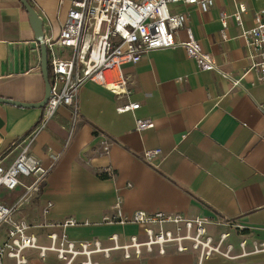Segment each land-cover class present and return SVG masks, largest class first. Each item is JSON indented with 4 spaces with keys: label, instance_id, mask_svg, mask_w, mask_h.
<instances>
[{
    "label": "crops",
    "instance_id": "1",
    "mask_svg": "<svg viewBox=\"0 0 264 264\" xmlns=\"http://www.w3.org/2000/svg\"><path fill=\"white\" fill-rule=\"evenodd\" d=\"M29 2L44 21L46 40L58 39L73 0ZM241 5L247 12L238 25L235 16ZM173 9L185 13L187 28L177 33L174 48L154 51L123 69L129 94H113L89 83L80 92L77 124L73 125L70 110L62 107L37 135L33 157L46 168L54 167L40 195L25 204L30 214L22 217L30 223L75 219L79 225L68 230L72 240H100L106 247L114 235L123 243L134 235L144 240L139 226L104 222L116 215L120 204L127 218L145 211L215 223L239 221L264 239V84L250 70L244 37L255 26L264 0H216L206 13L197 6ZM225 18L227 39L222 36ZM188 30L217 61L218 71H200L188 57L181 46L189 39ZM41 61V45L26 8L20 0H0V97L42 101L46 84ZM221 73L241 79V84L235 86ZM129 103L141 106L120 113L119 108ZM43 112L0 104V157L6 165L15 161L16 145L35 128ZM137 119H151L155 127L138 132ZM155 149L164 155L155 162L158 168L143 161V155ZM24 181L29 184L32 179ZM14 192L19 195L16 203L24 189ZM1 199L9 200L3 193ZM48 202L53 208L45 218ZM41 241L46 243L45 237ZM258 254L252 264L264 259V250ZM28 258L29 264H62L53 255L43 261L36 251H30ZM100 261L197 264L192 255L179 253L174 246L165 255L145 252L142 259L126 260L116 251L112 259ZM202 264L245 263L215 257Z\"/></svg>",
    "mask_w": 264,
    "mask_h": 264
},
{
    "label": "built area",
    "instance_id": "2",
    "mask_svg": "<svg viewBox=\"0 0 264 264\" xmlns=\"http://www.w3.org/2000/svg\"><path fill=\"white\" fill-rule=\"evenodd\" d=\"M216 0H73L66 22L56 40H45L48 48L51 97L43 116L35 128L18 144L13 152L17 158L10 165L0 157V264H29L28 253L36 251L39 259L46 261L53 255L62 264H101L100 258L110 260L112 253L121 251L126 260L141 259L145 252L167 254L174 246L179 253L190 250L199 254L200 264L216 254H221V244H214L209 227L219 224L204 218L188 219L163 212L150 214L137 211L131 218L124 217L120 204L116 215L105 217L104 222L114 225H136L143 229L144 240L137 235L123 243L118 235L110 238L111 246L100 240H72L68 230L79 225L75 219L57 223L32 224L26 218L17 217L19 208L37 198L42 192L51 170L33 157L32 147L37 135L47 128L60 108H68L73 125L80 119V92L89 83L98 85L113 94H129L128 80L123 69L140 63L148 54L178 45L176 35L187 28L185 13L176 12L179 5L197 6L208 12ZM262 1V0H257ZM247 10L239 7L235 16L242 25ZM255 26L244 34L247 50L252 60L251 71L264 84V9L255 17ZM228 20H222V36L227 39ZM189 39L181 43L188 57L194 60L200 71H218L217 61L207 54L199 41L188 30ZM65 51H68L66 54ZM223 77L235 86L241 79L228 74ZM140 103H129L119 108L120 113L136 111ZM155 127L151 119H137L136 129L142 132ZM109 151L110 144H107ZM161 149L147 151L143 161L154 168L163 159ZM31 178L29 184L25 179ZM24 189L17 202L9 206L1 199L2 190L8 193ZM53 208L48 202L43 209L45 218ZM45 231V232H43ZM45 237L46 243H42ZM229 237L222 235V242ZM231 251V247L229 252ZM227 256V255H225Z\"/></svg>",
    "mask_w": 264,
    "mask_h": 264
},
{
    "label": "rangeland",
    "instance_id": "3",
    "mask_svg": "<svg viewBox=\"0 0 264 264\" xmlns=\"http://www.w3.org/2000/svg\"><path fill=\"white\" fill-rule=\"evenodd\" d=\"M2 193L6 196V198L9 199L8 201L5 200L8 205H14L16 199L19 197V195H17V193L15 192L8 193L5 190H2ZM26 207V205H23L19 208L17 212L18 218L22 216L27 217L30 214L29 209H27ZM209 232L210 235L214 237V244L216 246H219L221 244V254H216L209 259H205L204 261H208L216 257L218 259L226 261L252 264V261L254 260L253 257L259 255L258 253L262 254V251L264 250V239L260 237V233L245 228L239 221L213 224L209 227ZM224 234H228L229 237L224 242H222V235ZM2 240L3 233L0 234V242ZM230 247L231 251L229 252ZM183 254L192 255L195 258L197 264H200L198 256L199 254H197L196 252L190 250ZM253 254L256 255L253 256ZM260 261L259 264H264L263 258Z\"/></svg>",
    "mask_w": 264,
    "mask_h": 264
},
{
    "label": "water",
    "instance_id": "4",
    "mask_svg": "<svg viewBox=\"0 0 264 264\" xmlns=\"http://www.w3.org/2000/svg\"><path fill=\"white\" fill-rule=\"evenodd\" d=\"M22 5L26 8L29 13L30 22L32 28L34 29L36 40L41 45L42 51V72L43 77L46 84L45 96L44 99L38 103H23L19 101H14L10 99H5L0 97V104H7L18 106L22 108H30V109H44L51 97V84H50V70H49V59H48V48L46 45V36L44 31V21L39 16L38 12L35 8L30 4L29 0H20Z\"/></svg>",
    "mask_w": 264,
    "mask_h": 264
},
{
    "label": "trees",
    "instance_id": "5",
    "mask_svg": "<svg viewBox=\"0 0 264 264\" xmlns=\"http://www.w3.org/2000/svg\"><path fill=\"white\" fill-rule=\"evenodd\" d=\"M50 74H51V70H50Z\"/></svg>",
    "mask_w": 264,
    "mask_h": 264
}]
</instances>
